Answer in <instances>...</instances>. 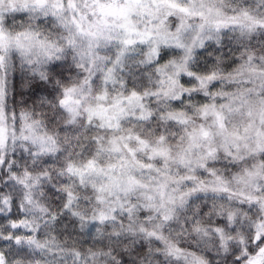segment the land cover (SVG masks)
I'll use <instances>...</instances> for the list:
<instances>
[{
    "label": "clouds",
    "instance_id": "9594fccd",
    "mask_svg": "<svg viewBox=\"0 0 264 264\" xmlns=\"http://www.w3.org/2000/svg\"><path fill=\"white\" fill-rule=\"evenodd\" d=\"M23 2L0 0L6 30L13 36L34 31L40 33L41 40L46 36L59 40L61 30L53 26L52 19H31L21 10ZM175 2L189 14L175 12L169 17L167 5L146 0V6L162 9L159 16L151 17L162 27L149 28L154 35L146 43L125 48L119 43L126 38L123 33L111 42L100 41L99 46L78 37L75 51L68 48L62 59L51 61L42 52L37 56V50L27 58L15 47L0 52L4 56L0 64V189H4L0 201L16 200V214L39 241V245L28 244L22 237L17 245L14 239L11 243L0 239L3 264H236L237 260L246 264L245 257L255 255L246 250H259L258 237H264V150L256 144L258 139L264 142V136H257V132L264 133V60L260 59L264 55V29L246 41L256 52L255 76L247 71L241 74L233 63H247V54L240 58L235 51L238 28L223 30L217 42L207 39L209 29L205 26V45L200 47L196 40L193 47V42L202 35L200 26L210 10L213 19L220 12L221 19L236 17L244 22L247 13L264 21V0ZM133 19L143 31L150 17ZM161 31L171 34L170 44L179 35L184 47L165 46ZM157 47L159 55H153L151 49ZM190 47L193 50L188 53ZM37 58L47 78L36 73ZM185 63L207 87L187 75ZM110 71L114 80L107 78ZM213 72L220 75L209 80ZM56 81L65 85L83 81L86 89L90 82L92 91L85 103L93 105L98 103V94L106 93L107 103L112 105L109 115L125 111L120 129H109L107 123L101 126L95 119L89 122L83 108L72 122L59 106L61 92ZM133 91L141 100L127 99ZM213 92L218 105L241 95L245 101L240 112L230 115L228 131L215 135L211 145L215 155L205 161L208 141L197 146L189 134L211 123V118H201L200 104L212 100ZM149 111L152 115L141 119ZM25 114H30V119H25ZM236 129L242 137L238 141L230 135ZM212 131L215 134L217 130ZM45 132L55 136L58 150L41 151L44 145L36 137ZM135 135L147 142L143 151L130 144L135 159L151 164V168L136 164L124 147L128 137ZM161 135L170 149L169 157L148 160L151 150L161 146ZM114 144L119 152L113 150ZM121 158H127L126 167L147 186L128 197L127 206L135 205L131 216L128 211L120 212L114 189L111 198L106 190L104 204L97 203L93 185L111 184L106 175L90 173L81 184L79 177H69L63 171L69 159H96L106 173L108 165L115 164V171L123 174L126 169L119 166ZM187 176L197 179L186 181L183 178ZM217 177L221 179L217 181ZM66 186L77 196L68 209L63 207ZM119 195L121 200L125 198L123 192ZM148 195L172 211L148 207ZM112 208L117 211L113 213ZM101 210L116 219L97 223L95 217ZM8 211L5 205L3 215ZM4 226H8L7 220ZM149 231L161 238L149 237Z\"/></svg>",
    "mask_w": 264,
    "mask_h": 264
},
{
    "label": "snow or ice",
    "instance_id": "6c2138e0",
    "mask_svg": "<svg viewBox=\"0 0 264 264\" xmlns=\"http://www.w3.org/2000/svg\"><path fill=\"white\" fill-rule=\"evenodd\" d=\"M157 3L165 4L171 11L167 12L166 15L171 17L175 12L188 15V9L184 7H179L175 0H152V4L156 5ZM13 12L16 11L15 6L13 5ZM22 11L29 13L30 18L33 20H39L41 17L51 18L53 21V26L60 29L59 40L52 39L46 36L43 40L40 39V33L34 31H26L23 33H16L15 36L11 32L6 30L4 14L0 13V52H7L8 49L15 47L16 51L22 57H30L33 55L34 50H37V56L42 52L43 56L46 57L49 61L52 59H62L63 55L68 48H72L75 51L77 38H88L90 42H96V45L99 46L100 41L105 43L111 42L114 39H119L120 33H123L126 38L119 39L125 48L134 46L137 42L146 43L147 40L152 39L154 33L150 29L159 30L162 25H157L153 23L151 17L153 15L159 16L162 9L156 7L155 9L151 6H146V0H24ZM222 13L217 12L215 19L209 17H203V24L201 27V36H198L194 39L193 47H195V41H199V46L203 47L205 45V38L203 37V30L205 26H208L207 39H216L217 42L220 40V33L232 27L233 29H239V36L237 38V46L235 51L240 53V58H244L247 54V63L238 64L237 61H233L238 68L241 69V74L247 71L250 75L255 76L256 74V52L252 46H250L246 41L250 40L251 37L256 34L257 30L264 29V21L250 16L247 13H244L245 21L240 22L236 17H230L228 19L219 18ZM144 16L150 17L148 20V27L145 30H141L137 26V21L133 17ZM231 21V23H230ZM179 31V26H176ZM215 33V36L213 35ZM160 39L165 46H175V47H184L182 43V38L177 35L175 37V42L170 44L169 38L170 33L159 32ZM193 50L192 47L188 48V53H191ZM153 55H159V49H151ZM75 59V57H73ZM261 60H264V55L260 56ZM4 62V56H0V64ZM28 63H32V60H28ZM37 68L35 69L36 73L42 78H47V73L43 71L40 67V60H36ZM81 65H78L80 67ZM185 72L188 76H195L198 81L201 82L202 87H207L203 81H201L200 76L195 73L188 71L187 63L183 66ZM220 73L213 72L207 78L209 80L219 77ZM108 79H113L111 71L107 77ZM85 82L81 81L79 84L72 82L67 85L62 84L60 81H56V85L61 92V96L58 97L59 106L64 109L72 117V122H75L76 119L81 115V108L83 112L87 114L88 121L92 120L101 121V126L104 123H107L109 129H120V121L124 119L125 111L122 109L120 112L109 115V110L112 105L107 103V94L97 95L96 100L98 103L95 105L90 103H85L87 97L91 94L92 87L91 83H88L87 89L84 86ZM208 95V93H205ZM213 99L207 102H201V118L208 120L211 118V123L205 127V125H200L199 130L193 129L189 134V139L199 146L200 141H208L209 149L204 157L205 161L208 157H214L215 149L211 147L214 142L215 135L225 133L228 131V123H230L229 117L234 112H240L245 98L241 96L234 97L233 100L227 104H217L214 97L215 92L211 94ZM135 98L136 100H141V97L137 95L135 91L131 92L130 96L127 98L131 100ZM141 108L143 105L141 104ZM251 115V113H248ZM152 114L149 111L147 117L141 116V119H147ZM172 115L171 113L169 114ZM25 119H30V114L24 115ZM264 119V116H262ZM181 124L186 123V120H179ZM38 124L39 122H33ZM29 128H32V124L28 125ZM215 128L217 131L214 134L212 129ZM34 130V129H33ZM247 131V129H245ZM237 141L242 139L240 135V130L236 129L230 133ZM258 137L264 136V133L257 132ZM41 141V144L44 147L41 148V151H54L57 149L56 138L55 136L45 132L42 135H37L36 137ZM25 139H28L25 137ZM129 143L124 145L128 149L129 155L132 157V160L144 168H151V164H145L143 160L135 159V151L130 147V144L135 143L140 150H145L147 142L143 140L140 135L129 136ZM35 143V140L33 141ZM161 146L159 148H153L151 154L148 156V160L153 159H164L169 157L170 149L165 143V137L160 136ZM238 148V145H236ZM247 147V145H245ZM257 149L264 150V142L261 139L257 140L256 144ZM113 150L119 152L120 148L118 145H113ZM25 151L27 149L25 148ZM230 154V153H229ZM36 155V153H33ZM122 163L119 165L120 168L126 169L123 174L117 173L115 171L116 165H108L109 172H105L104 168H101L97 163L96 159H87L86 161H74L69 159L66 167L63 169L64 172L68 174L69 177L76 176L81 180L83 184L84 177L90 173L104 174L111 181L109 185L96 186L93 185L96 192V200L99 204L105 203L104 193L108 191V195L111 198L113 195L112 190H116L115 199L119 203V210L121 213L128 211L129 215H132L135 205L128 207L130 203L128 197L130 194L137 192L139 189L146 188L147 186L142 184L133 173L130 168H127L128 160L127 158H121ZM204 165L201 164V167ZM29 175V173H25ZM15 178V176H14ZM50 179V177H49ZM186 181H195L197 177L187 176L183 178ZM221 178L217 177V181ZM39 182V181H38ZM199 187V185H197ZM4 189H0L2 193ZM66 200L63 205L65 209H68L73 201L77 199V196L70 191L67 186L65 187ZM120 192L124 193V199L121 200L119 195ZM43 195V193H41ZM147 199L150 203L147 205L151 208H160L166 211L171 212V209H166V206L161 203L156 204L154 198L151 195H148ZM8 206V215H3L4 206ZM111 211L115 213L116 208H112ZM76 215V213H73ZM170 216H163V219L168 220ZM55 219V216H53ZM112 219L115 220L116 216H109L105 211L101 210L99 214L95 217L97 223H104L105 221ZM151 219V218H150ZM8 221V226H4V221ZM25 220L21 218L20 215L16 214V200L14 198H5L3 201H0V239L6 242H14L15 244H21L22 237L24 241L28 244H37L39 245L38 239L33 237L31 228H24ZM143 231V227H142ZM149 237H154L160 239V236H157L155 232L149 231L147 233ZM258 251L253 248H248L246 251L248 253H255V255H249L245 257L246 264H264V237H258ZM3 256L0 255V264H3ZM236 264H240V261L237 260Z\"/></svg>",
    "mask_w": 264,
    "mask_h": 264
}]
</instances>
